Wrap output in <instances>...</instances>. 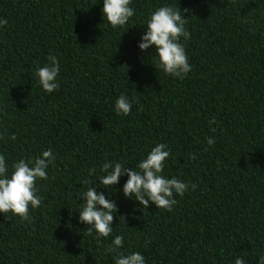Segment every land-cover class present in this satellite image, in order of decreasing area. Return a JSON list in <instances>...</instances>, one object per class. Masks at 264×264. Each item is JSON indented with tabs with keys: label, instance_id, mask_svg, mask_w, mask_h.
I'll list each match as a JSON object with an SVG mask.
<instances>
[{
	"label": "trees",
	"instance_id": "16d2710c",
	"mask_svg": "<svg viewBox=\"0 0 264 264\" xmlns=\"http://www.w3.org/2000/svg\"><path fill=\"white\" fill-rule=\"evenodd\" d=\"M165 5L189 10L191 35L181 43L192 70L182 80L155 68L154 47L138 46L152 12ZM130 7L128 24L113 29L103 0H0L8 21L0 28V154L9 176L20 159L49 149L56 157L48 179L37 181L42 204L30 208L31 222L0 213V264H115L105 249L117 235L119 251L139 252L146 264L264 257V0ZM49 56L60 66L51 94L36 76ZM121 95L135 98L127 116L114 110ZM160 143L171 152L163 175L189 184L171 212L126 198V175L113 188L100 184L103 163L138 171ZM82 180L117 205L106 239L79 220Z\"/></svg>",
	"mask_w": 264,
	"mask_h": 264
},
{
	"label": "clouds",
	"instance_id": "9594fccd",
	"mask_svg": "<svg viewBox=\"0 0 264 264\" xmlns=\"http://www.w3.org/2000/svg\"><path fill=\"white\" fill-rule=\"evenodd\" d=\"M132 0H103L104 18L113 29L123 28L128 24L131 17L135 14V9L130 7ZM188 9L181 8L177 10L174 6L165 5L152 12L147 21L146 30L139 43V48L146 51L155 48L159 63L156 69H162L166 75L184 79L192 68L188 62V56L184 45L181 43V37L185 41L190 38V32L186 30L185 25L188 19L185 13ZM183 13V15H182ZM7 19L0 18V28L7 26ZM49 63L43 67H38L36 76L43 90L49 94L59 88L57 77L59 75V60L55 56L48 57ZM132 101L125 95H121L115 102V112L121 115H129L132 110ZM217 123L211 120L209 124ZM216 131V129H212ZM0 139H4L0 134ZM12 140L16 137L13 135ZM215 139L209 137L207 143L209 146L215 145ZM168 146L160 143L154 147L147 157L138 165V171L123 166L120 162L106 161L101 165V171L104 173L100 177V184L103 188H113L120 182L121 176L126 175L127 181L123 185V193L126 198L139 201L143 208H149L150 202L155 204L158 209L168 212L173 210L177 204L176 196L183 197L189 190V184L175 177L166 178L163 175L165 162L170 157L171 152L165 150ZM195 159V155L191 157ZM56 157L51 149L43 151L41 156L28 161L20 159L13 164V172L8 175L6 158L0 154V213L7 218L8 213L18 216L24 221L31 222L30 208H39L42 200L36 195V184L38 180H47V169L50 165L54 166ZM96 169L89 170V176L95 174ZM85 190L79 196L83 197L84 203L82 210L79 211V220L86 224L87 231L91 234L94 229L96 238H108L113 232L114 217L118 214V208L115 201L105 197L98 188L91 187L95 184L91 180H82ZM195 190L197 185H191ZM110 194V193H109ZM125 222V218L120 216ZM124 245V237L115 236L111 244L106 247L105 252L113 254L115 264H146L145 257L139 252L124 254L119 251ZM235 264H246L242 256H238ZM258 264H264V257L259 258Z\"/></svg>",
	"mask_w": 264,
	"mask_h": 264
}]
</instances>
